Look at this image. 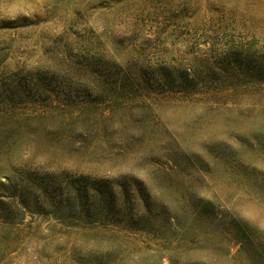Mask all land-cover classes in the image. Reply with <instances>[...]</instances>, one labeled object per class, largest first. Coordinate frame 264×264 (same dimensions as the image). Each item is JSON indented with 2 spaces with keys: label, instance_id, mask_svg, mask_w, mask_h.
Instances as JSON below:
<instances>
[{
  "label": "rangeland",
  "instance_id": "rangeland-1",
  "mask_svg": "<svg viewBox=\"0 0 264 264\" xmlns=\"http://www.w3.org/2000/svg\"><path fill=\"white\" fill-rule=\"evenodd\" d=\"M102 45L120 63L203 73L186 91L151 78L129 93ZM252 45L264 50V0H0V264H264V86L204 73ZM177 146L198 170L184 196ZM86 172L135 175L148 210L120 224L51 211Z\"/></svg>",
  "mask_w": 264,
  "mask_h": 264
},
{
  "label": "trees",
  "instance_id": "trees-1",
  "mask_svg": "<svg viewBox=\"0 0 264 264\" xmlns=\"http://www.w3.org/2000/svg\"><path fill=\"white\" fill-rule=\"evenodd\" d=\"M102 46L108 51L105 45ZM219 57L217 63H207L208 66H205L204 73L209 78L219 72L236 75V77L249 75L254 80V84L264 86V50L257 49L256 45L237 48V50L230 47ZM106 62L104 66L116 78L117 83L127 92L134 94L139 91H146L149 84L152 83L151 78L167 87H176L180 91H186L201 78L203 73L197 68H191L185 72L178 66L171 70L165 66L148 68L147 66L138 67L128 63H120L109 51ZM175 74H177V79ZM232 75L231 78H233ZM177 157L180 159L177 165L172 162L177 166V178L180 180V184H177V193L184 196L186 193L197 189L194 184V175L198 170L191 158L179 146H177ZM185 167H190V170L185 171ZM52 183L53 186L57 185L56 181H52ZM66 190L64 199L56 201L53 198L49 200L48 197H45L44 200H49L51 211L54 209L65 211L70 218L81 221L78 223L82 224L105 223L102 222L105 220L120 224L122 222H116V219H119L120 216L128 217L134 208H137L139 212L148 210L150 197L151 195L154 196L143 180L137 179L135 175L129 173L117 177L89 172L82 173L77 178H71L67 182ZM162 192V190L156 189L154 194L163 197ZM206 202H203V207H205ZM34 205L35 210L41 211L37 203ZM127 223H129L130 228L151 233H166L170 229L169 226L173 224V222ZM179 223L177 222V227ZM200 224L206 228L211 222L205 221ZM237 226L239 228L234 230V235L237 236V242L243 244L245 233L238 224Z\"/></svg>",
  "mask_w": 264,
  "mask_h": 264
}]
</instances>
